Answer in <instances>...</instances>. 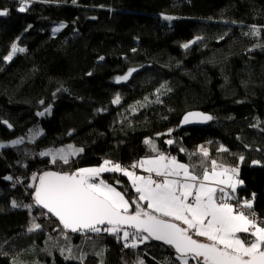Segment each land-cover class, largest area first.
Masks as SVG:
<instances>
[{
  "label": "trees",
  "instance_id": "obj_1",
  "mask_svg": "<svg viewBox=\"0 0 264 264\" xmlns=\"http://www.w3.org/2000/svg\"><path fill=\"white\" fill-rule=\"evenodd\" d=\"M28 1L0 0V264H183L154 239L72 235L36 206L33 174L104 160L126 169L171 155L198 177L212 161L236 167L230 200L251 201L264 226V0H34L19 11ZM13 44L25 51L9 61ZM191 112L210 124L180 128ZM68 145L83 151L67 163L43 155ZM103 179L138 200L123 173ZM81 242L100 244L68 260Z\"/></svg>",
  "mask_w": 264,
  "mask_h": 264
},
{
  "label": "snow or ice",
  "instance_id": "obj_2",
  "mask_svg": "<svg viewBox=\"0 0 264 264\" xmlns=\"http://www.w3.org/2000/svg\"><path fill=\"white\" fill-rule=\"evenodd\" d=\"M19 11L23 12L25 8L21 7ZM0 15H7V12H0ZM55 31H60V28ZM188 46L184 45L185 48ZM23 51L25 49L13 44L5 59L11 60L17 52ZM127 78L119 77L117 80ZM118 101L117 97L114 102ZM192 116H199L204 121L212 119L208 115L190 113L184 118V123H188ZM167 143L171 144L172 141ZM82 151L74 150L71 154ZM62 153L63 150L60 159L67 163L68 155ZM204 155L207 156V152ZM52 159L55 162L56 155ZM166 159L161 155L158 159L143 160L133 165L134 168L147 165L148 172L164 177L162 182L153 180L151 176H138L118 164L112 165L110 161H104L100 167L79 169L71 174L44 173L35 190V203L57 217L63 227L72 232L87 230L99 233L103 230L119 238L122 228L127 226L135 232L124 230V240L134 234L142 241H162L175 249L183 264H188L189 257L196 264H264V227L258 226L242 210L226 202L229 194L225 192V187L213 186L225 185L235 193L237 184L243 181L235 180L233 176H227V179L221 177L229 171L238 173V169L224 168L217 172L216 162L212 161L211 173L205 170L201 178L189 173L187 166L178 164L175 158L164 163ZM102 172H122L131 180L132 187L139 194L138 200L130 204L124 194L112 185L103 180L94 182ZM181 175L183 180L168 179L169 176ZM138 201H147L149 210H145ZM133 204L136 210L130 212ZM13 206H16L15 202ZM25 207L31 208L32 205ZM242 207L250 209L252 202L245 200ZM39 227L38 224L34 225V228ZM240 233L246 234L244 239ZM193 236L205 238L207 242Z\"/></svg>",
  "mask_w": 264,
  "mask_h": 264
},
{
  "label": "rangeland",
  "instance_id": "obj_3",
  "mask_svg": "<svg viewBox=\"0 0 264 264\" xmlns=\"http://www.w3.org/2000/svg\"><path fill=\"white\" fill-rule=\"evenodd\" d=\"M34 0H29L23 7L25 8V11L31 6V3L33 2ZM25 11H23V12H25ZM63 26L61 27V25L59 26V28H60V30H62L64 27H65V24H62ZM59 32V31H58ZM57 33V31L55 32V34ZM17 48H22V47H20V46H17ZM21 52H17L13 57H12V59L16 56V55H18V54H20ZM11 59V60H12ZM11 60H9V61H11ZM36 137L37 136H33V134H32V136H29L28 137V139H26V140H31V141H33L34 139H36ZM23 140H21V141H19V142H22ZM16 143V142H15ZM71 146V147H70ZM68 145V146H63V147H60V148H56V149H54V150H50V151H47V152H45V153H49L48 155H45L46 157H49L50 159H51V162L52 163H56V164H59L60 162H63V160H61L60 159V154H61V150H63V153L62 154H66V155H68V161L70 160V158H72V157H75L76 155H78L80 152H78V154H75V155H72L71 153L74 151V150H78V148H76V147H74V146H72V145ZM199 151L200 152H208L209 151V146H205V145H201L200 147H199ZM53 155H56V160H55V162H53ZM161 155H159V156H157V157H152V158H149V159H146V160H155V159H158L159 157H160ZM164 157H166L167 159L164 161V163H167V161H170L171 159H170V157L171 158H175V157H173V156H171V155H163ZM169 156V157H168ZM175 160L177 161V163L178 164H181L180 162H179V160L177 159V158H175ZM104 161H108V160H104ZM104 164V162L102 163V165ZM111 164L112 165H116V164H114V163H112L111 162ZM101 165V166H102ZM183 165H185V164H183ZM109 166H111V165H109ZM100 167V166H99ZM147 165H145V167H143V168H141L142 170H144V173H146V174H148V173H155V172H148L146 169H147ZM84 168H97L96 166H92V167H84ZM84 168H80V169H84ZM235 169H238V168H235ZM79 170V169H78ZM52 171V170H51ZM50 171V172H51ZM239 171V170H238ZM47 172H49V171H47V170H45V171H43V172H40V173H35V174H33L34 175V177H35V179H34V177L32 178V184H35L36 185V187H38V184H39V178L41 177V176H43L44 175V173H47ZM59 172V171H58ZM59 173H64V172H59ZM71 173H74V171H71V172H67V174H71ZM106 172H102V173H100V175L98 176V177H96L95 178V180H94V182H100L101 180H103L104 182H106L107 184H109L107 181H105L104 179H103V174H105ZM120 173H122V172H120ZM65 174H66V172H65ZM228 176H233V178L235 179V180H238V181H240L239 180V178L238 177H236L235 176V173H232L231 171H229V175ZM179 178H181V177H179ZM131 181V180H130ZM240 184L238 183L237 184V187H236V189H238V186H239ZM114 187V186H113ZM116 188V187H115ZM117 189V188H116ZM117 191H119V192H121L122 194H124L121 190H119V189H117ZM124 196H125V199H127L128 200V198L126 197V195L124 194ZM129 201V200H128ZM143 203H145V201H142ZM129 203L130 204H132L130 201H129ZM133 206V205H132ZM132 209V208H131ZM131 209H130V211H131ZM146 210H149L148 208L146 209ZM250 217V216H249ZM251 218V217H250ZM251 219H253V218H251ZM254 221H255V223L258 225V226H260V227H264V226H262L261 224H259L258 223V221L257 220H255L254 219ZM124 230H127V229H122L121 230V233L123 234V231ZM127 231H129L130 232V230H127ZM101 232H103V230L101 231ZM82 233V232H81ZM123 236V235H122ZM129 238V237H128ZM247 242V241H246ZM99 244H100V242H96V243H90V242H81V243H79V244H73L72 245V247H71V250H69L67 253H63V254H65V256H66V258L68 259V260H71V261H75V262H82L86 257H88L92 252H94V250L96 249V250H98V248H99ZM98 245V246H97ZM97 246V247H96ZM99 256V255H98ZM104 256V255H103ZM103 256L102 257H100L99 256V258L101 259V261H103L104 259H103Z\"/></svg>",
  "mask_w": 264,
  "mask_h": 264
},
{
  "label": "water",
  "instance_id": "obj_4",
  "mask_svg": "<svg viewBox=\"0 0 264 264\" xmlns=\"http://www.w3.org/2000/svg\"><path fill=\"white\" fill-rule=\"evenodd\" d=\"M0 12H6V11H0ZM7 17V15H0V18H5ZM190 113L186 114L182 121H181V124H180V128H192V127H206L210 124L211 120H208V121H204L202 120L199 116H192L189 118V122L188 123H184V118L186 116H188ZM191 114H203V115H208L210 116L209 114H205L203 112H191ZM52 172V171H51ZM52 173H59V172H52ZM59 174H63V173H59ZM39 186V184H38ZM40 210H42L44 213L48 214L49 216H51L54 220H56L62 227L63 225L60 223L59 219L57 217H55L53 214L51 213H48L46 209H43L42 207L36 205ZM105 226H101V228H103ZM122 229H127V230H130V231H134V229H130V228H127V226H124ZM70 233L74 234V235H79L81 232H89L87 230H82V231H78V232H72L70 229H68ZM144 235H146V233H142ZM162 242V241H161ZM173 248V247H172Z\"/></svg>",
  "mask_w": 264,
  "mask_h": 264
},
{
  "label": "crops",
  "instance_id": "obj_5",
  "mask_svg": "<svg viewBox=\"0 0 264 264\" xmlns=\"http://www.w3.org/2000/svg\"><path fill=\"white\" fill-rule=\"evenodd\" d=\"M167 156V155H166ZM169 157V156H168ZM170 159H172L171 157H170ZM169 161H167V163H168ZM181 164H183V163H181ZM185 166H187V165H185ZM216 171L217 172H220V171H222V169H224V168H227V169H235L236 167H228V166H223V165H219V164H216ZM213 167V166H212ZM187 168H188V171H189V173H191V171L189 170V167L187 166ZM139 171L136 173V175H138V176H143V177H148V176H151V174L152 173H148V174H146V173H144V170H142L141 169V167H139V169H138ZM211 171H212V168L208 171L209 173H211ZM192 174V173H191ZM193 175V174H192ZM229 175V172L227 173V175H225V176H223V177H221V179H227V176ZM235 176L236 177H238L239 178V171H238V173H235ZM152 177V176H151ZM179 177H181V178H179ZM179 177H177V176H170L168 179H183V176L181 175V176H179ZM201 178L203 177V175L202 176H200ZM152 179L153 180H155V181H157L155 178H153L152 177ZM157 182H159V181H157ZM213 186H216V187H225V190H227V191H232L231 189H229V188H227L225 185H213ZM240 186V185H239ZM238 186V187H239ZM237 190V189H236ZM219 192V191H218ZM218 192H217V196H218ZM189 202H191V198H189ZM145 203H147V201H145ZM230 204H232L233 205V203H230ZM234 206V205H233ZM235 207V206H234ZM250 218V217H249ZM251 219V218H250ZM177 223H179V222H177ZM182 226H184V227H186V225H182ZM240 235V237L242 238V239H244L243 238V236H245L246 234H244V233H240L239 234ZM193 238L194 239H199V240H202V241H204V242H207V241H205V238H202V237H196V236H193Z\"/></svg>",
  "mask_w": 264,
  "mask_h": 264
},
{
  "label": "built area",
  "instance_id": "obj_6",
  "mask_svg": "<svg viewBox=\"0 0 264 264\" xmlns=\"http://www.w3.org/2000/svg\"><path fill=\"white\" fill-rule=\"evenodd\" d=\"M127 170H129V171H131V172H134L135 174L139 171L136 167L134 168L133 166H130V167H128V168H126ZM151 176L153 177V178H155L157 181H159V182H162L163 180H164V177H160V176H157L155 173H152L151 174ZM170 177V176H169ZM168 177V178H169ZM179 180H183V179H179ZM225 192L226 193H228L229 194V198H230V192L231 191H227V190H225ZM220 195V193L218 192V196ZM228 201V200H227ZM226 201V202H227ZM233 203V205L237 208V210H242L246 215H248L249 216V210H248V208H246V207H242V205H243V203H244V201L243 200H238V201H234V202H232ZM72 234V233H71ZM72 235H74V234H72Z\"/></svg>",
  "mask_w": 264,
  "mask_h": 264
},
{
  "label": "bare ground",
  "instance_id": "obj_7",
  "mask_svg": "<svg viewBox=\"0 0 264 264\" xmlns=\"http://www.w3.org/2000/svg\"><path fill=\"white\" fill-rule=\"evenodd\" d=\"M233 201L230 200V198L228 199L227 203H232Z\"/></svg>",
  "mask_w": 264,
  "mask_h": 264
}]
</instances>
